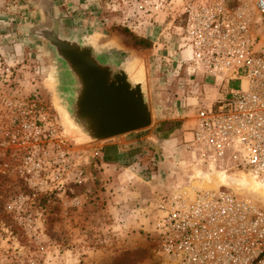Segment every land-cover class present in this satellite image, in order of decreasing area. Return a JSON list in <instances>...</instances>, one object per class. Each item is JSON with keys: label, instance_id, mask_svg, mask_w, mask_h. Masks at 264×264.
I'll return each mask as SVG.
<instances>
[{"label": "rangeland", "instance_id": "1", "mask_svg": "<svg viewBox=\"0 0 264 264\" xmlns=\"http://www.w3.org/2000/svg\"><path fill=\"white\" fill-rule=\"evenodd\" d=\"M144 18L135 0H0V264H158L160 198L189 183L190 165L211 169L183 144L196 110L222 96L215 82L164 60L172 46H158L160 32ZM54 19L63 35L115 39L127 52L113 56L141 59L159 119L112 140H76L53 102L46 80L55 66L38 38ZM194 84L202 89L189 95ZM178 110L188 115L174 121ZM123 138H130L127 158L107 165L106 145Z\"/></svg>", "mask_w": 264, "mask_h": 264}, {"label": "built area", "instance_id": "2", "mask_svg": "<svg viewBox=\"0 0 264 264\" xmlns=\"http://www.w3.org/2000/svg\"><path fill=\"white\" fill-rule=\"evenodd\" d=\"M135 2L146 28L160 32L158 46H172L163 59L215 82L222 96L196 110L183 144L211 169L190 165L189 183L160 198L158 264H264V206L240 190L246 180L264 191V0Z\"/></svg>", "mask_w": 264, "mask_h": 264}, {"label": "water", "instance_id": "3", "mask_svg": "<svg viewBox=\"0 0 264 264\" xmlns=\"http://www.w3.org/2000/svg\"><path fill=\"white\" fill-rule=\"evenodd\" d=\"M38 38L52 54L55 72L46 82L66 129L82 144L112 140L152 125L144 63L115 39L97 43L63 35L54 19Z\"/></svg>", "mask_w": 264, "mask_h": 264}, {"label": "crops", "instance_id": "4", "mask_svg": "<svg viewBox=\"0 0 264 264\" xmlns=\"http://www.w3.org/2000/svg\"><path fill=\"white\" fill-rule=\"evenodd\" d=\"M200 89H202V88L201 87L198 88V93L200 92ZM150 109H151V107H150ZM187 115H188L187 112L185 114H183L182 110H181V112L178 110L177 111V115L173 118V120L174 121L183 120L182 118L184 116L186 117ZM151 116H152V120L153 119L158 120L159 117L161 116V110L159 108L154 109L152 107ZM191 116L192 115H190V117L188 118L189 120H192ZM192 122L187 121L186 123L187 124H190V123L192 124ZM188 136H189V134H188ZM129 140H130V138H123V139H121V140H119L117 142H112V143L106 145L107 148H105L104 152H102V157L105 160L107 165H109V166H119L122 163V161H124L125 158H127L128 153H127L126 147H127L128 143H129ZM171 191H172V189H171ZM129 212L130 213L128 214V216L130 214H132L133 212H136V211H129ZM137 213L139 215L140 211L137 210ZM157 214H158V212H156V215Z\"/></svg>", "mask_w": 264, "mask_h": 264}, {"label": "bare ground", "instance_id": "5", "mask_svg": "<svg viewBox=\"0 0 264 264\" xmlns=\"http://www.w3.org/2000/svg\"><path fill=\"white\" fill-rule=\"evenodd\" d=\"M95 41L97 43H100L97 39H95ZM207 180L210 181L211 177H207ZM245 182L243 183V187L244 189H240L242 190L241 192L245 193L254 201L263 204L264 205V191L260 190L258 187H256L255 185L249 184L248 182H246V180H244ZM249 184V185H248ZM205 185H207V183H205ZM248 190V191H247Z\"/></svg>", "mask_w": 264, "mask_h": 264}, {"label": "trees", "instance_id": "6", "mask_svg": "<svg viewBox=\"0 0 264 264\" xmlns=\"http://www.w3.org/2000/svg\"><path fill=\"white\" fill-rule=\"evenodd\" d=\"M138 44H139V45H142V46H144V47L149 46L147 43H145V42L142 41V40H139V41H138ZM163 126H164V127H169V126H171V125H170V123H164ZM159 130H161V126H160L159 128H156V131H157V132H158ZM163 130H164V129H163ZM263 206H264V205H263Z\"/></svg>", "mask_w": 264, "mask_h": 264}]
</instances>
